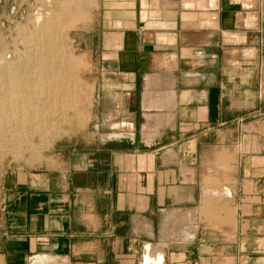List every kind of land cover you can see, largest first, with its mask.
I'll use <instances>...</instances> for the list:
<instances>
[{
	"label": "crops",
	"instance_id": "obj_1",
	"mask_svg": "<svg viewBox=\"0 0 264 264\" xmlns=\"http://www.w3.org/2000/svg\"><path fill=\"white\" fill-rule=\"evenodd\" d=\"M83 32L87 137L4 172L0 264H264V0H97Z\"/></svg>",
	"mask_w": 264,
	"mask_h": 264
},
{
	"label": "rangeland",
	"instance_id": "obj_2",
	"mask_svg": "<svg viewBox=\"0 0 264 264\" xmlns=\"http://www.w3.org/2000/svg\"><path fill=\"white\" fill-rule=\"evenodd\" d=\"M66 1L0 0V50H2L0 53L4 54L5 61L10 62L15 58L16 49L24 50V35L22 36L24 26L33 30L36 24L39 27L54 25V28L64 32L66 47L63 50V57L68 61V79L74 93V95L70 93L71 89L62 91L61 94L51 91L52 110L55 114L57 112L66 114L65 117L61 116L60 120H56L57 128L58 125L61 126L55 136L46 135L42 140L38 133L27 134L17 131L12 134L10 123L0 126V191L4 172L37 168L49 160L50 156L58 154L60 150H69L76 142L87 137L95 105L93 78L96 67L92 65L90 55L85 52L86 37L83 31L97 0Z\"/></svg>",
	"mask_w": 264,
	"mask_h": 264
},
{
	"label": "bare ground",
	"instance_id": "obj_3",
	"mask_svg": "<svg viewBox=\"0 0 264 264\" xmlns=\"http://www.w3.org/2000/svg\"><path fill=\"white\" fill-rule=\"evenodd\" d=\"M53 26L36 24L33 30L24 26V50L16 49L15 58L10 62L0 53V126L10 123L12 134L17 131L38 133L42 140L46 135L55 136L61 126L57 128L56 120L66 114H55L52 110L51 91L61 94L71 89L74 95L68 79V61L63 57L64 32ZM143 264H162V258L146 257Z\"/></svg>",
	"mask_w": 264,
	"mask_h": 264
}]
</instances>
